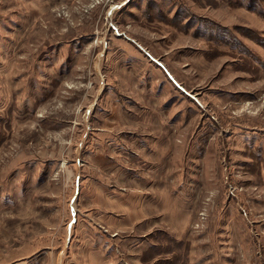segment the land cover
I'll list each match as a JSON object with an SVG mask.
<instances>
[{"label":"rangeland","instance_id":"rangeland-1","mask_svg":"<svg viewBox=\"0 0 264 264\" xmlns=\"http://www.w3.org/2000/svg\"><path fill=\"white\" fill-rule=\"evenodd\" d=\"M0 264H264V0H0Z\"/></svg>","mask_w":264,"mask_h":264}]
</instances>
